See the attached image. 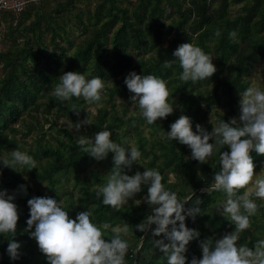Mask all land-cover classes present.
Listing matches in <instances>:
<instances>
[{
  "label": "trees",
  "instance_id": "16d2710c",
  "mask_svg": "<svg viewBox=\"0 0 264 264\" xmlns=\"http://www.w3.org/2000/svg\"><path fill=\"white\" fill-rule=\"evenodd\" d=\"M49 1L30 0L18 14L0 12L11 42L7 50L0 51L3 72L0 78V152L8 154L19 148L33 155L39 167L27 169V173L36 182H45L54 193L62 179L72 178L78 197L76 202L65 204L70 216L75 217L79 211L91 208L98 225L110 224L109 236L113 235L111 227L127 224L130 230L126 237L130 241L127 264H167V258L154 244L151 228L146 232L134 228L151 213L147 202L137 205L130 201L116 209L103 203L102 194L97 195L111 171L113 153L103 160L95 159L78 144V132L58 128L48 115L55 110L67 120L88 116L93 123L84 125L81 135L94 136L107 126L112 129V138L125 144H128L125 137L130 136L127 124H132L140 141L143 136L138 123L144 124L152 138L141 147L142 164L134 162L131 170H125L134 174L137 169L143 171L145 166L155 167L162 173L166 186L176 191L178 197L186 198L193 193L186 202L188 205L196 196L201 198L204 212L198 213L195 219L186 217L189 227L200 230V236L189 242L186 255L189 259L193 255L202 256L200 240L220 238L235 228L231 221L215 211L217 202L225 198L222 192L211 187L214 173L220 168L219 153L209 162L201 163L191 158V149L186 144L168 139L166 131L181 114L193 118L194 129L197 122L203 124L200 121L210 118L211 111L215 115L212 121L229 120L234 115L237 95L249 85L246 80L249 69L264 60V0H53V6L47 9L45 4H50ZM233 3L241 4V10L232 15L230 6ZM82 4L87 8L82 10ZM72 17L85 34L67 57L62 42L72 45L68 34ZM47 31L52 42L49 51L43 35ZM233 32L235 36H230ZM189 40L211 53L213 62L222 71L217 69L212 77L193 83L180 78L182 68L178 61L171 68L164 67L165 59H176L174 49ZM44 50L47 52L41 60ZM63 57H67L63 72H84L87 76H101L107 82L102 104L96 106L95 112L85 110L88 101L83 97L60 101L52 96V88L61 75L57 67ZM133 69L143 74L153 73L168 82L172 93L169 99L175 100L176 107L166 119L158 118L155 123L148 124L138 104L130 100L133 93L124 80ZM73 105L80 109L79 113L72 109ZM218 107L223 108L221 113ZM45 124L57 135L47 134ZM203 125L209 130L213 127L211 120ZM33 131L37 133L28 142L26 138ZM46 135L49 138L46 139ZM251 154L254 171L264 168V154L255 150ZM90 161L99 169L91 170L89 177L79 176L81 166ZM0 167H3L0 189L7 188L9 192L17 189V170L2 164ZM146 192L144 188L137 197ZM34 193L43 195L39 190ZM29 198L30 194L16 197L21 206L14 238L22 241V256L11 260L6 251L10 234H0V264H50L35 238L26 230ZM254 199L259 207L251 217V227L245 229L237 241L250 247L264 238V207L259 198Z\"/></svg>",
  "mask_w": 264,
  "mask_h": 264
},
{
  "label": "clouds",
  "instance_id": "9594fccd",
  "mask_svg": "<svg viewBox=\"0 0 264 264\" xmlns=\"http://www.w3.org/2000/svg\"><path fill=\"white\" fill-rule=\"evenodd\" d=\"M217 35H220L219 30ZM229 35L235 36V33ZM173 55L176 59H165L164 67L171 68L178 61L183 81H203L217 71L214 56L190 40L180 43ZM58 78L59 82L54 84L51 94L60 101L83 97L90 104H102L107 82L101 76H87L84 72L69 70ZM124 83L133 93L130 100L138 104L140 114L148 124L155 123L158 118L166 119L175 111V100L169 99L172 93L164 78L133 69L126 75ZM240 97L239 116L211 121V130L199 122L194 129L193 118L181 114L166 131L168 139L186 144L191 149V158L201 163L209 162L219 153L220 168L214 173L211 187L222 192L225 198L217 202L215 211L235 225L232 231L225 232L220 238L200 240L202 256L193 255L191 259L186 255L188 245L200 236V230L189 227L186 217L195 219L198 213L204 212L200 206L201 198L196 196L188 205L186 202L193 193L186 198L178 197L176 191L166 186L162 173L155 167L145 166L143 171L137 169L134 174L126 171L131 170L134 162L142 164V152L135 145L115 141L112 129L107 126L95 132L94 136L78 137L77 142L83 151L97 160L113 153L111 171L97 195L102 194L103 203L116 209L130 201L137 205L147 202L151 213L134 228L142 232L151 228L154 244L167 258V264H186V261L187 264H264V238L257 240L254 247L237 243L241 233L251 227V217L259 207L253 197L264 199V174L254 171L251 154L252 150L264 154V87L249 86L241 90ZM72 109L79 113L80 109L75 105ZM70 123H74V129L79 132L93 121L87 116ZM226 145L230 150L225 149ZM0 164L19 171L39 167V161L33 155L19 148L8 154L0 152ZM2 172L3 167H0V174ZM144 188L147 192L137 197ZM20 192L27 194L28 185L21 183L12 192L7 188L0 189V234H10L6 251L13 261L22 256V241L14 238L20 218L16 203ZM27 204L30 215L26 230L30 237L35 238L39 250L50 264H127L126 254L130 247L126 238L130 232L127 224L111 227L113 235L109 236L110 224L98 225L89 207L72 217L62 198L33 195ZM160 234L163 235L156 239Z\"/></svg>",
  "mask_w": 264,
  "mask_h": 264
},
{
  "label": "rangeland",
  "instance_id": "374dc122",
  "mask_svg": "<svg viewBox=\"0 0 264 264\" xmlns=\"http://www.w3.org/2000/svg\"><path fill=\"white\" fill-rule=\"evenodd\" d=\"M49 3L50 4H48V5H47V3L45 4L47 9H49V8H51V6H53V0H50ZM84 7L87 8V6L85 4L80 5V8L82 10L85 9ZM240 10H241V4H236V3L231 4L230 13L232 15L235 14V13H238ZM84 17L86 18V15ZM68 34H69V37L72 40V43H71L72 45L69 46V45H67L66 42H62V45L66 46V53H67L66 56L67 57L69 56L70 52H72L74 50V48L77 46L78 41H80L82 39V37L84 36V34H85V31L82 28V26L76 24L75 17H72V21L68 25ZM43 35H44V42H45V44L47 46V51H49V50L52 49V42L50 41L49 32L48 31L44 32ZM10 44H11L10 38L7 35V24L2 22L1 19H0V51L7 50L9 48ZM47 51L44 50V51L41 52V55H40L41 56V60H43V57H44V55L46 54ZM67 57L66 58L63 57L59 67H57L58 68L57 71H58L59 74H62L64 69H65L66 62H67ZM217 69H218V72L222 71L219 68H217ZM2 74H3V72H2V64L0 62V78H1ZM246 80L249 82L248 87L249 86H253L254 84L256 86L264 87V60L259 61L258 63H256L254 66H252L249 69V71H248V73L246 75ZM240 99H241L240 93H238V95H237V104L235 106V112H234L233 116H237V117L239 116V112H240L239 100ZM97 105L98 104H94V103L90 104L88 102V104L85 107V110H87V112H92L93 113V112L96 111L95 108H96ZM222 110H223L222 107H218L217 108V111L219 113H221ZM48 118L50 119V121H54L58 128L66 127L68 129H70L73 133L77 132L74 129V123H70V122L79 120L78 117H76L74 120H67L66 117L60 115L55 110H53L52 113L50 115H48ZM214 118H215V115L213 116V113L211 111L210 118L208 120H206V121H200V122H202L204 124L207 121H210V120L212 121ZM41 120H42V117H41ZM127 126L130 128V130L128 132L130 134V136L125 137L124 140L127 141L128 144H132V145L137 146L140 149V151H141V147L144 146L147 143V141L152 138L150 133H149L150 132L149 128L146 127L142 123H138V127L141 129V135L143 136V140L140 141L138 139V137H137V134L135 132H133L132 124H130V125L127 124ZM44 130H46L47 134H49V132H50V134H53L54 136L57 135L56 131H54L53 129L52 130L48 129V124H45ZM36 133H37V131H33L32 134L29 137L26 138V140H28V142H31V140H32L31 137H34L36 135ZM78 133L80 135L82 134L81 129H80V131ZM45 138L46 139L49 138V135H46ZM50 141H54V140L51 139ZM28 148L29 147H27L26 149H28ZM98 169H99V166H97V164L94 161H90V162H88V163H86V164L81 166L80 171H79V176H81V177L82 176L89 177L90 176L89 173H90L91 170H98ZM259 171H261V173L264 174V168H262L261 170H258L256 172H259ZM17 172L19 174V177L15 181L16 184H17L16 188L21 183L27 184L28 185L27 194H30V197L35 195L34 192H36V190H39V191H41V193L43 195H50V196L54 195L55 197H57V199H59V198L64 199L65 204L74 203L77 200L78 191H77L76 187L74 186L72 178L62 179L61 183L56 188V192L54 193L52 190H50L48 188V185L44 184L45 182L44 183L43 182H40V183L36 182L29 175V173H27L26 170H24V171L17 170ZM25 176H27V179H25ZM10 192H12V190H10ZM23 194L24 193L20 192L17 195H23ZM254 198H259V197H254ZM259 199H260L261 205L264 207V199H261V198H259ZM16 203L19 206H21V201H20V203H18V201H16Z\"/></svg>",
  "mask_w": 264,
  "mask_h": 264
},
{
  "label": "built area",
  "instance_id": "2783aa9c",
  "mask_svg": "<svg viewBox=\"0 0 264 264\" xmlns=\"http://www.w3.org/2000/svg\"><path fill=\"white\" fill-rule=\"evenodd\" d=\"M30 0H0V12L11 11L15 14L20 13Z\"/></svg>",
  "mask_w": 264,
  "mask_h": 264
}]
</instances>
